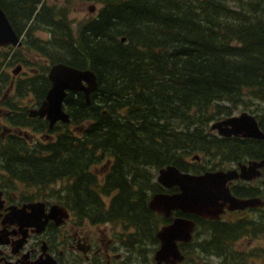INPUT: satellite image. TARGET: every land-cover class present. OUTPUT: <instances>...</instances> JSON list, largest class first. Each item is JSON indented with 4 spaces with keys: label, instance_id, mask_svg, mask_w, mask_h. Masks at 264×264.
<instances>
[{
    "label": "trees",
    "instance_id": "trees-1",
    "mask_svg": "<svg viewBox=\"0 0 264 264\" xmlns=\"http://www.w3.org/2000/svg\"><path fill=\"white\" fill-rule=\"evenodd\" d=\"M88 1L100 3L97 15L72 26L69 6ZM0 7L22 36L20 47L0 46V105L10 126L4 137L0 132V186L49 188L59 181L61 189L51 193L82 217L153 237L163 219L147 201L164 190L153 171L169 163L205 169L186 159L195 153L220 167L263 146L218 136L209 123L238 105L253 106L264 131V0H0ZM16 50L42 60L36 73L12 78L7 66L27 63ZM57 61L91 69L97 87L90 104L69 91L70 122L49 129L12 98L27 94L38 105ZM28 126L54 138L29 141ZM223 224L209 225L213 235L199 243L208 244L202 251L221 255Z\"/></svg>",
    "mask_w": 264,
    "mask_h": 264
},
{
    "label": "flooded vegetation",
    "instance_id": "flooded-vegetation-1",
    "mask_svg": "<svg viewBox=\"0 0 264 264\" xmlns=\"http://www.w3.org/2000/svg\"><path fill=\"white\" fill-rule=\"evenodd\" d=\"M87 9L89 12L94 11L89 10V5ZM96 15L97 13L91 17ZM20 66L22 69L23 64ZM30 73H36V69H32ZM4 114L8 115V111L6 110ZM59 123L56 122L54 126ZM28 128L34 130L33 126ZM9 129L3 127L1 137H4ZM42 135L44 138L47 135L49 139L54 138L48 131ZM28 139L34 141L30 135ZM248 139L264 141L261 138L248 137ZM261 146L256 156H245L238 161H228L219 168L235 167L240 171V163L246 166L251 160L260 162L264 159V142ZM214 169L218 168L211 170ZM249 174L252 175L249 178L237 177L228 181L230 193L239 198H258L259 204L236 209L225 207L219 218L201 217L180 211L181 216L194 221L192 240L178 242L179 250L186 257L192 256L194 247L192 245L197 244L194 235L195 232H199L197 228H200L201 234L205 233L206 237L211 236L212 228L209 225L218 221L224 223L223 228L225 227L226 230V237L221 244L223 246L221 264H264V163L254 170H249ZM20 189L14 185L0 186V264H150L153 262L154 252L159 245L155 236L156 231L153 237H147L135 227L120 222L92 221L71 210L68 201L60 203L51 192L46 195L49 199L41 196L42 194L34 187L26 185ZM162 219L166 221V218ZM234 222L237 225L236 233L231 235L228 230ZM118 228L120 230H117ZM203 241L204 239L201 242ZM237 242L238 247H235ZM192 260L194 258H188V261L192 262Z\"/></svg>",
    "mask_w": 264,
    "mask_h": 264
},
{
    "label": "water",
    "instance_id": "water-1",
    "mask_svg": "<svg viewBox=\"0 0 264 264\" xmlns=\"http://www.w3.org/2000/svg\"><path fill=\"white\" fill-rule=\"evenodd\" d=\"M94 8V4L89 5L90 11ZM120 40L125 41V37L122 36ZM5 45L19 46L21 41L5 11L0 7V46ZM20 68V65H16L12 73H17ZM47 78L50 86L40 104L28 109V116L44 118L50 128L58 121L66 123L70 121L69 114L64 109V100L69 91L81 92L85 103L90 104V93L97 87L94 71L65 62H55L50 65ZM210 129H216L221 136L264 138V132L258 126L255 116L247 111L214 121ZM192 159L198 160L199 155L194 154ZM263 163L264 159L260 162L251 160L246 166L240 163V171L237 168H229L205 170L200 173L182 171L170 163L158 168L157 182L164 188L177 190L153 192L148 198L147 206L150 210L171 218L170 222L161 225L156 232L159 245L154 252L153 263L150 264H177L184 259V254L178 248V242H187L191 239L194 221L187 217L176 216L173 214L174 211L181 210L202 217L218 218L225 207L236 209L259 204L258 198L233 196L228 181L237 177H251L249 170H254Z\"/></svg>",
    "mask_w": 264,
    "mask_h": 264
},
{
    "label": "rangeland",
    "instance_id": "rangeland-1",
    "mask_svg": "<svg viewBox=\"0 0 264 264\" xmlns=\"http://www.w3.org/2000/svg\"><path fill=\"white\" fill-rule=\"evenodd\" d=\"M54 1H59V0H54ZM91 3L95 4L96 8L93 12H89L88 9H87V6L90 5ZM100 8V3L98 2H94V1H88V2H74L72 3L70 6H69V12H68V17L70 18L71 20V25L72 26H76V24L83 20L84 18L86 17H91V15H95L97 13V10ZM35 34L39 37H42L44 39H47L49 38V34L48 32H46L45 30H37L35 32ZM13 52V51H12ZM16 54L17 55H25L27 57L26 62H23V61H20V62H16L14 65H8L7 66V71L10 73L11 76H18V77H24V76H27L28 74H30L31 70L32 69H36V71L38 70V68L40 67V62L42 60H39V59H35L34 55L31 54V53H25L23 50H16ZM43 64L45 62H42ZM16 64H23V67L21 70H19L17 73H15V75H13L12 73V69L13 67L16 65ZM48 64H50L48 62ZM10 92L11 90L8 88L7 90V95H10ZM1 99V97H0ZM3 99V98H2ZM14 101H17L18 103V106H25L27 109L30 108V107H34V103L32 102V98H28V95L25 94L21 97H17V98H12ZM225 104V103H223ZM233 110L231 111L230 115L232 114H239L240 112L242 111H247V112H250L252 113V109H253V106H248V107H245L243 105H238L234 108H232ZM7 109H5L4 106H1L0 105V132L1 131H4L3 130V127H9V124H8V121L7 119H5V111ZM227 115H221L219 116L218 118H222V117H225ZM217 118V119H218ZM30 129V130H29ZM27 133L30 135V138L31 139H39L41 138L46 131H41V132H38V131H34L33 129L31 128H27ZM7 133V132H6ZM50 133V132H49ZM52 135V137H54V134L51 132L50 133ZM53 139V138H52ZM52 139H49L48 140H52ZM46 140V139H45ZM187 160H189L191 163H194L195 161L191 160L190 159V156H188L186 158ZM197 163H202L203 166H205V168H210V166L212 165L211 162H207L206 163L204 162V158H202L201 161L197 162ZM227 163V161H223L222 164H225ZM154 173V178L156 176V171H153ZM12 185H14V187L20 189L24 186H26V184L22 183V182H19V181H15L12 183ZM51 186L49 188H37L35 186H33L37 192H39L40 194H42L41 196H46V195H49V193L52 191H57L58 189L60 190L61 189V182H54L52 184H50ZM29 187V186H28ZM53 189V190H52ZM21 190V189H20ZM51 190V191H50ZM61 193L63 194V190L61 191ZM52 198H54L53 196H51ZM46 198H49L46 196ZM50 199V198H49ZM55 199V198H54ZM56 200V199H55ZM121 224V223H120ZM119 223H117V225L120 226ZM198 230H200L199 228H197ZM117 230H120V228H118ZM205 233L204 234H198L197 237H196V241H200L201 239H203L205 237ZM194 246L192 248V252H191V258H194V260H192V262L190 261H186L185 264H221V258L220 256L218 257L217 255H213L211 253H204L202 252L198 247H196L195 245H192ZM235 247H238V242L235 244ZM195 254V255H194ZM194 255V256H193Z\"/></svg>",
    "mask_w": 264,
    "mask_h": 264
}]
</instances>
